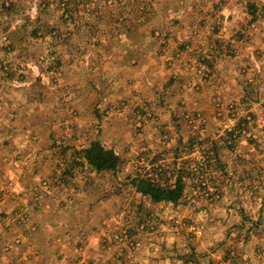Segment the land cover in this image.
I'll return each instance as SVG.
<instances>
[{
  "label": "rangeland",
  "instance_id": "1",
  "mask_svg": "<svg viewBox=\"0 0 264 264\" xmlns=\"http://www.w3.org/2000/svg\"><path fill=\"white\" fill-rule=\"evenodd\" d=\"M11 1L0 9V264H154L174 234L211 238L178 254L197 264H261L264 0ZM94 139L120 156L115 173L85 163ZM179 171L177 203L131 182Z\"/></svg>",
  "mask_w": 264,
  "mask_h": 264
},
{
  "label": "trees",
  "instance_id": "2",
  "mask_svg": "<svg viewBox=\"0 0 264 264\" xmlns=\"http://www.w3.org/2000/svg\"><path fill=\"white\" fill-rule=\"evenodd\" d=\"M12 5L11 0L7 4L4 0H0V9L3 11L11 10ZM48 33L53 35L50 31ZM236 123L237 125L228 131L230 136L236 129L240 128L239 121ZM81 153L85 163L96 172L115 173L121 164V158L114 149L103 145L99 139L91 140L86 147L81 149ZM131 182L142 196L153 202L177 203L181 199L185 187L182 171H179L171 182L163 184L147 175H137L131 179Z\"/></svg>",
  "mask_w": 264,
  "mask_h": 264
},
{
  "label": "crops",
  "instance_id": "3",
  "mask_svg": "<svg viewBox=\"0 0 264 264\" xmlns=\"http://www.w3.org/2000/svg\"><path fill=\"white\" fill-rule=\"evenodd\" d=\"M229 13L230 12H228V14ZM253 13H256V12H253ZM211 234H213V231L210 232V235ZM165 235H167L166 236V239L170 236V235L167 234L166 230H164V234L162 235V237H164V239H165ZM177 235L178 234L172 235L171 236L172 238H171V241L170 242H169V239H168V240H166L164 242V244H162L161 252L155 251L154 256L157 259L152 260V262L154 264H197L198 259L193 258L195 255H193V254H187V255L186 254H183L181 256H178V254L183 253L184 250H188L189 251L190 249H191V251L194 250V251H200V252H202V251H204V250L207 249L206 247L208 245V241L211 239L210 237H206L207 239H195L196 241H193V240H185V239H183L185 241H182V236L179 235V236H181V237H179ZM175 240L177 241V252H172L170 250V246H173L171 242H173ZM153 247L157 248L158 246L155 243V245ZM163 251H165L164 254H163ZM158 253H161L162 259L159 258ZM197 256H198V254H197ZM202 262H204V261H202Z\"/></svg>",
  "mask_w": 264,
  "mask_h": 264
},
{
  "label": "built area",
  "instance_id": "4",
  "mask_svg": "<svg viewBox=\"0 0 264 264\" xmlns=\"http://www.w3.org/2000/svg\"><path fill=\"white\" fill-rule=\"evenodd\" d=\"M261 264H264V261L263 260L261 261Z\"/></svg>",
  "mask_w": 264,
  "mask_h": 264
}]
</instances>
